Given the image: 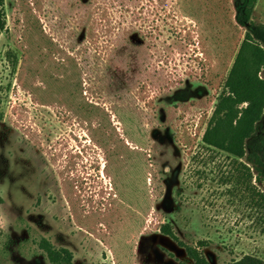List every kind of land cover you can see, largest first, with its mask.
I'll return each instance as SVG.
<instances>
[{"label":"rangeland","instance_id":"obj_1","mask_svg":"<svg viewBox=\"0 0 264 264\" xmlns=\"http://www.w3.org/2000/svg\"><path fill=\"white\" fill-rule=\"evenodd\" d=\"M236 1L4 0L0 264H264V183L202 141Z\"/></svg>","mask_w":264,"mask_h":264},{"label":"trees","instance_id":"obj_2","mask_svg":"<svg viewBox=\"0 0 264 264\" xmlns=\"http://www.w3.org/2000/svg\"><path fill=\"white\" fill-rule=\"evenodd\" d=\"M256 1H236L233 19L245 28V34L216 98L202 141L234 159L244 160L242 165L248 177L264 183V24L252 20ZM5 30L4 0H0V34ZM161 231L177 240L169 222L161 225ZM40 247L51 263L72 264L69 250L56 249L45 240H41ZM186 252L194 264H209L195 247L186 246ZM232 264L263 261L246 254Z\"/></svg>","mask_w":264,"mask_h":264}]
</instances>
